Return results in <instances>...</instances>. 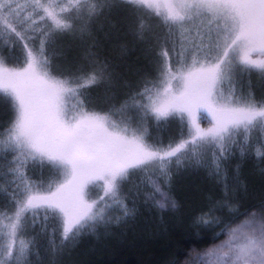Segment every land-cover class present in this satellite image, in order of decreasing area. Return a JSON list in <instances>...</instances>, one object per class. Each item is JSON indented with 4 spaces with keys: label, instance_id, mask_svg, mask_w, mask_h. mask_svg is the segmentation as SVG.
Listing matches in <instances>:
<instances>
[{
    "label": "snow or ice",
    "instance_id": "6c2138e0",
    "mask_svg": "<svg viewBox=\"0 0 264 264\" xmlns=\"http://www.w3.org/2000/svg\"><path fill=\"white\" fill-rule=\"evenodd\" d=\"M18 6L0 3V49L19 42L24 50L20 67L9 66L0 51V99L13 112L0 131V191L5 177L16 189L15 210L0 211V264H28L36 235L25 239L26 228L48 236L56 256L86 232L109 224L113 207L132 215L128 186L143 183L151 189L146 199L174 208L156 173L167 177L169 165L185 161L205 166L210 153L213 174L226 182L220 165L233 146L243 155L253 133L264 135V100L255 98L251 82L247 92L240 83L241 74L264 78V0H30L36 17L27 19L14 14ZM120 9L133 14L129 26L141 40L154 34L144 13L159 18L171 48L160 47L152 64L155 78L145 79L123 103L107 111L89 109L84 89L112 90L123 79L117 65L101 59L90 40V23ZM69 12L75 20L63 15ZM34 32L41 33L39 46L28 43ZM66 35L78 46L50 53ZM54 56L63 58L64 70H54ZM201 110L211 116L207 129L196 120ZM176 116L187 126L186 137L167 145L149 142V118L159 124ZM29 164L53 175L37 184L26 175ZM93 188L102 195L93 198ZM242 216L223 226L229 239L194 264H264V208ZM200 223L217 222L206 215ZM241 236L243 242L236 243Z\"/></svg>",
    "mask_w": 264,
    "mask_h": 264
},
{
    "label": "trees",
    "instance_id": "16d2710c",
    "mask_svg": "<svg viewBox=\"0 0 264 264\" xmlns=\"http://www.w3.org/2000/svg\"><path fill=\"white\" fill-rule=\"evenodd\" d=\"M0 3L19 5L14 8L17 18L36 17L28 7L30 0H0ZM135 15L140 16L139 13ZM130 17L133 14L122 9L105 11L98 20L95 18L90 23V40L95 42L101 59L107 58L110 63L117 65L123 79L112 90L103 85L91 91L84 89L83 99L89 109L107 111L113 104L123 103L143 87L145 79L155 78L152 64L160 47L164 45L171 48V42L165 45L167 28V31L162 32L164 35L154 32L153 36L159 39L152 37L154 40H149L148 43L154 46L152 49L134 34L128 22ZM143 18L149 21L145 13ZM44 23L38 20V24ZM32 35L36 38L28 43L39 46L41 33L34 32ZM188 35L190 40L196 39L194 34ZM77 46V41L71 35H66L58 39L56 47L50 48L49 52L67 51ZM0 51L8 65L21 66L24 55L21 43L6 44ZM53 59L54 70H64L63 58L54 56ZM12 118L10 103L0 99V131L8 127ZM176 118L174 124L164 125H158L149 118V142L167 145L178 141L182 134L186 137V125L181 123L179 116ZM150 133L157 138L151 139ZM250 143V150L243 155L234 145L232 153L221 161L226 182L223 176L218 179L213 174V168L207 163L213 159L210 153L205 156V166L185 161L179 168L172 170L170 167L166 178L156 173L163 189L175 202L176 206L171 210H162L153 204V200L146 199L151 189L145 184L139 183L136 188L126 187V203L133 211L132 215L125 217L121 208L113 207L109 224L98 227L94 232H86L56 256L49 251L48 236L37 235L38 228L36 233L31 230L30 235H36V240L31 248L33 261L28 264H194L196 257L203 256L229 239L223 230L224 225L230 221L239 222L237 218L243 219L242 214L249 210L264 208V156L261 155L264 152V148H261L264 135L253 133ZM7 159H11V154H8ZM3 166L7 167L6 164ZM26 175L38 183L50 178L52 171L47 167L41 169L36 164H29ZM9 179L5 177L2 182L4 190L0 191V211L10 214L15 210L12 195L16 189L14 184L8 182ZM206 215L217 223L212 227L202 225L200 219ZM242 242L241 236L238 244Z\"/></svg>",
    "mask_w": 264,
    "mask_h": 264
},
{
    "label": "rangeland",
    "instance_id": "374dc122",
    "mask_svg": "<svg viewBox=\"0 0 264 264\" xmlns=\"http://www.w3.org/2000/svg\"><path fill=\"white\" fill-rule=\"evenodd\" d=\"M57 2L58 3H61V4H64V3H66V0H57ZM63 15H66V16H73V14L72 13H68V14H66V13H63ZM145 16H147L148 18H149V21H148V23L151 25V29H152V33H157V34H161V35H164L162 32L164 31L165 32V30L167 31V29H165L166 27H163V25L161 24V22H160V20H159V18H156V17H154V16H152V14L150 13V12H145ZM73 19L75 20V16H73ZM96 20H98V17L96 18ZM153 21V22H152ZM77 23L79 22V21H76ZM199 22V21H198ZM154 33V34H155ZM158 36V35H157ZM152 37H155V36H153V35H149L146 39H144L143 41H145V42H147V44L148 45H150L148 42H149V40H154ZM155 38H157V37H155ZM164 46V45H163ZM150 48H152V49H154V46H152V45H150ZM9 66H11V65H9ZM14 67H20V66H14ZM249 82H251V85H252V92H253V94L255 95V98L257 99V100H264V78H261L258 74H256L255 72H253V73H251V74H241V76H240V83L242 84V85H244V91L245 92H247L248 91V88H247V85H248V83ZM102 86V85H101ZM101 86H98V87H101ZM94 87H97V86H93V87H89V88H87V91L89 90V91H91V89H94ZM97 87V88H98ZM90 104V103H89ZM11 107V106H10ZM90 107H92V108H96V107H93V106H90ZM11 112H12V109H11ZM186 115V114H185ZM196 120H197V123H199V125H200V127L201 128H204V129H207V128H209V127H211V116L210 115H208L206 112H204L203 110H201L200 112H197L196 114ZM12 117H13V112H12ZM177 117V116H176ZM176 117H170L167 121H161L159 124L160 125H164V124H168V123H172V124H174L175 123V119H177ZM203 117H205L204 119H202ZM205 119L207 120V121H205ZM158 124V125H159ZM157 125V124H156ZM187 127V126H186ZM149 132H150V130H149ZM153 137L154 138H157L156 137V135L155 134H153V135H151V133H150V138L151 139H153ZM172 168V170L173 169H175V168H179V165H176V164H171V165H169V168ZM49 171H50V169L49 168H47ZM52 175H53V173H52ZM51 175V176H52ZM160 175V174H159ZM160 176H162V177H164V178H166V176H164V175H160ZM50 178H48L47 180H44V183L46 184L47 183V181L49 180ZM61 179H62V177H61ZM42 182V181H41ZM41 182H38L37 184H40ZM162 186V185H161ZM162 189H163V187H162ZM163 191L169 196V194H168V192L165 190V189H163ZM90 195L93 197V198H95V197H97V196H99V195H102V192L98 189V188H93L92 189V191H91V193H90ZM170 197V196H169ZM153 202V204L154 205H156L155 203H154V201H152ZM171 210V209H173V208H167V209H162V210ZM32 229L31 228H26V230H25V235H24V238L25 239H31L32 238V235H30L31 233H32V231H31ZM89 232H92V231H89ZM240 240V238L239 239H237L236 240V243H238V241ZM6 242V241H5ZM33 248V247H32ZM35 254H36V252H35ZM33 250L31 251V254L28 256V263L29 262H31V261H33L32 259H33Z\"/></svg>",
    "mask_w": 264,
    "mask_h": 264
}]
</instances>
